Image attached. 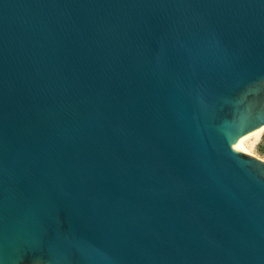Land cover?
<instances>
[{
    "label": "water",
    "instance_id": "water-1",
    "mask_svg": "<svg viewBox=\"0 0 264 264\" xmlns=\"http://www.w3.org/2000/svg\"><path fill=\"white\" fill-rule=\"evenodd\" d=\"M264 0H0V264H264Z\"/></svg>",
    "mask_w": 264,
    "mask_h": 264
},
{
    "label": "rangeland",
    "instance_id": "rangeland-1",
    "mask_svg": "<svg viewBox=\"0 0 264 264\" xmlns=\"http://www.w3.org/2000/svg\"><path fill=\"white\" fill-rule=\"evenodd\" d=\"M263 127L264 126L247 134V137L245 136L246 138L243 144L249 153L264 159V129H262Z\"/></svg>",
    "mask_w": 264,
    "mask_h": 264
},
{
    "label": "bare ground",
    "instance_id": "bare-ground-1",
    "mask_svg": "<svg viewBox=\"0 0 264 264\" xmlns=\"http://www.w3.org/2000/svg\"><path fill=\"white\" fill-rule=\"evenodd\" d=\"M259 129V128H258ZM262 129H264V127L262 128ZM261 130V129H260ZM259 130V131H260ZM258 132V131H257ZM247 137V134L246 135H244L243 137H241V138H239V139H237V140H235L245 151H247V149L244 147V144H243V142H244V140H245V138ZM248 152V151H247Z\"/></svg>",
    "mask_w": 264,
    "mask_h": 264
}]
</instances>
